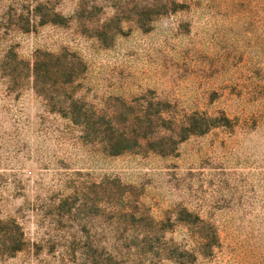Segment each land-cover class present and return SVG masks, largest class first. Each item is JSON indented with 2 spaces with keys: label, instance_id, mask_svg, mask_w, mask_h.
I'll use <instances>...</instances> for the list:
<instances>
[{
  "label": "rangeland",
  "instance_id": "rangeland-1",
  "mask_svg": "<svg viewBox=\"0 0 264 264\" xmlns=\"http://www.w3.org/2000/svg\"><path fill=\"white\" fill-rule=\"evenodd\" d=\"M62 49L85 65L86 110L140 116L160 102L166 126L194 112L227 122L166 134L167 154L106 156L29 73L11 79L9 53ZM182 208L211 237L190 264H264V0H0V243L14 223L26 242L0 264H176L141 248L148 217L161 248L192 245Z\"/></svg>",
  "mask_w": 264,
  "mask_h": 264
},
{
  "label": "trees",
  "instance_id": "trees-1",
  "mask_svg": "<svg viewBox=\"0 0 264 264\" xmlns=\"http://www.w3.org/2000/svg\"><path fill=\"white\" fill-rule=\"evenodd\" d=\"M142 14L151 16L154 13L147 10ZM60 20L62 21L41 22L64 24L63 18L60 17ZM9 54H11L13 62L11 79H19L21 71L29 73L35 92L38 95H43L57 113L63 114L65 117L68 116V121L79 130L85 144L99 148L98 151L106 156H120L138 151L142 147H146L152 153L167 154L171 150V145L169 147L164 142L166 134L169 135L168 137L173 136L177 141H183L190 136L204 134L211 128L224 126L223 123L227 122L224 114L211 118L204 113L194 112L183 116V119L177 123L168 121L170 126H166L167 118L163 115L166 116L167 107L160 102L151 108L152 113L145 111L141 114L139 112L140 116L129 115L128 111L108 113L107 115L93 109L86 110L83 100L76 95L78 92L76 88L81 83L85 65L75 54L65 49L58 53L37 51L31 62L27 63L17 60L15 54ZM108 192V196L115 194L113 187H109ZM118 194L122 195V192L120 191ZM127 194L125 191L123 196ZM176 221L178 224L188 227L190 233L193 232V237L189 238L192 245L177 247L170 244L166 249L161 248L157 241L160 242L165 229L161 223L148 217V222L154 223L156 230L153 232L148 225L144 226L146 229L143 231V236L146 240H143L141 252L150 253L152 257L159 260L173 261L176 264H190L197 254H200V251L209 249L211 237L203 232V228L199 227L203 223L197 216L182 208L175 213ZM11 226L14 227V231L5 232L7 238L5 239L3 234V240L0 243V254L6 257H11L22 251L26 244L18 225L14 223ZM157 235H160V238Z\"/></svg>",
  "mask_w": 264,
  "mask_h": 264
}]
</instances>
